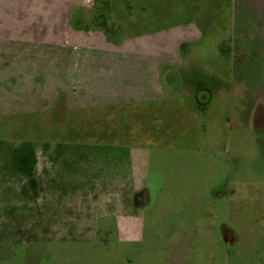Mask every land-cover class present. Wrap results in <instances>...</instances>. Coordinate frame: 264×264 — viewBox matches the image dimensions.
Here are the masks:
<instances>
[{
  "label": "crops",
  "instance_id": "0c3cea01",
  "mask_svg": "<svg viewBox=\"0 0 264 264\" xmlns=\"http://www.w3.org/2000/svg\"><path fill=\"white\" fill-rule=\"evenodd\" d=\"M164 1L152 2L158 9L147 3L148 10L160 17L175 14L177 23L146 33L126 31L117 44L101 29L89 28L98 15L94 6L78 10V17L71 9L57 47L51 46L53 36L39 42L35 30H21L22 23L36 20V8L29 21L20 13L0 14V117L32 120L14 123L13 130L0 121L1 232H19L21 244L45 232L49 248L68 247L70 231H156L194 212L173 205L167 212L164 200L193 198L195 193L183 194L178 178L190 164H203L191 154L184 162L182 152L165 143L183 119L190 125L204 118L210 102V95L197 99L208 87L192 80L197 67L188 52L202 37L201 7L196 0H167L172 10L160 11ZM224 5L230 9L233 0ZM7 6L18 8L21 0H0V12ZM110 6L111 0L109 18L123 30L128 22L139 25L147 13L133 6L121 24ZM219 157L212 167L222 164ZM186 178L195 189L196 170Z\"/></svg>",
  "mask_w": 264,
  "mask_h": 264
},
{
  "label": "rangeland",
  "instance_id": "374dc122",
  "mask_svg": "<svg viewBox=\"0 0 264 264\" xmlns=\"http://www.w3.org/2000/svg\"><path fill=\"white\" fill-rule=\"evenodd\" d=\"M129 1L111 0L112 17L118 23L127 22L128 3L130 9H147V13L140 17L139 25L130 27L134 23L128 22L122 35L177 23L175 14L160 17L148 10L149 6L157 8L152 3L155 0ZM196 1L201 7L198 26L202 37L189 45L188 52L197 67L192 80L208 87V93L198 91L197 99L210 95V102L205 105L204 118L190 125L183 119L181 129L165 144L182 152L184 162L191 154L203 165L196 169V164H190L178 178L183 194L195 193L193 198L164 200L167 212L173 205L183 213L194 210V216L189 212L182 222L156 231H70L68 247L53 243L49 248L45 232H35L38 239L32 233V239L21 244L19 232L0 231V264H264V0H233L230 9L225 0ZM96 3L101 1L21 0V6H7L0 14L20 13L29 21L30 9L36 8V20L22 23L21 30H35L39 42L44 35L53 36L51 46L57 47L68 29L66 17L71 9L78 17V10L93 9ZM161 5L160 11L172 10L167 0ZM99 8L102 5L98 13ZM92 25L89 21V28ZM202 112L194 114L201 116ZM1 120L13 130L14 123L23 125L29 119L6 115ZM216 155L222 160L220 167L211 165ZM195 170L198 180L193 189L184 180ZM165 177L171 174L165 172ZM13 234L19 239L16 247Z\"/></svg>",
  "mask_w": 264,
  "mask_h": 264
},
{
  "label": "trees",
  "instance_id": "16d2710c",
  "mask_svg": "<svg viewBox=\"0 0 264 264\" xmlns=\"http://www.w3.org/2000/svg\"><path fill=\"white\" fill-rule=\"evenodd\" d=\"M96 1H98V0H96ZM100 1H101L100 5H102V8H101V10L99 8L100 14L98 13L97 17L93 20L92 27L97 28V29H101L104 32V34H105V36L109 42L117 44L123 38V35L121 34L123 29L116 22H113L108 16V14H109V9H108L109 0H100ZM96 7L98 10V3H97ZM126 7H127V9H130L129 5H126ZM85 26L88 28V25H85ZM220 51H221V48H220Z\"/></svg>",
  "mask_w": 264,
  "mask_h": 264
}]
</instances>
